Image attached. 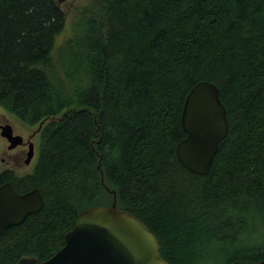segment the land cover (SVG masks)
I'll list each match as a JSON object with an SVG mask.
<instances>
[{
	"label": "trees",
	"instance_id": "16d2710c",
	"mask_svg": "<svg viewBox=\"0 0 264 264\" xmlns=\"http://www.w3.org/2000/svg\"><path fill=\"white\" fill-rule=\"evenodd\" d=\"M65 24L56 0H0V109L39 127L32 171L0 186L44 200L0 237V264L48 260L114 198L168 264L264 261V0H86L58 46ZM201 81L229 126L205 177L175 157Z\"/></svg>",
	"mask_w": 264,
	"mask_h": 264
},
{
	"label": "water",
	"instance_id": "95a60500",
	"mask_svg": "<svg viewBox=\"0 0 264 264\" xmlns=\"http://www.w3.org/2000/svg\"><path fill=\"white\" fill-rule=\"evenodd\" d=\"M59 4L64 0H56ZM184 138L175 146L177 162L188 173L209 174L220 143L228 134L226 110L218 88L201 81L188 92L180 114ZM1 136L10 148L22 139L9 125ZM44 207L38 189L18 194L10 183L0 186V237L18 227ZM15 264H168L160 256L159 244L151 231L135 216L120 210L115 198L110 207H93L78 214L64 235V246L46 261L22 256ZM231 264H249L233 262ZM254 264H264V261Z\"/></svg>",
	"mask_w": 264,
	"mask_h": 264
},
{
	"label": "flooded vegetation",
	"instance_id": "af4514ba",
	"mask_svg": "<svg viewBox=\"0 0 264 264\" xmlns=\"http://www.w3.org/2000/svg\"><path fill=\"white\" fill-rule=\"evenodd\" d=\"M6 125L11 127L14 136H19L22 139L21 143L13 148H10V143L1 136L2 128ZM36 132L39 134V129L33 131L30 135L24 132H15L8 119L0 113V138L4 141L2 152L3 167L0 172L9 171L15 175L23 176L32 171L37 159V145L34 142Z\"/></svg>",
	"mask_w": 264,
	"mask_h": 264
},
{
	"label": "rangeland",
	"instance_id": "374dc122",
	"mask_svg": "<svg viewBox=\"0 0 264 264\" xmlns=\"http://www.w3.org/2000/svg\"><path fill=\"white\" fill-rule=\"evenodd\" d=\"M86 3V0H64L61 3V8L65 12L66 15V24L62 34L57 39L58 46L66 40L72 30V26L76 23L77 18L80 14L81 7ZM0 113H2L6 119L11 123L14 127L15 132H24L27 135H30L33 131L38 129V126H33L32 128L25 127L19 120H17L14 116L10 115L3 109H0ZM39 134L36 132V136L34 137V142L38 143ZM3 143L4 141L0 138V171L2 170V152H3Z\"/></svg>",
	"mask_w": 264,
	"mask_h": 264
}]
</instances>
